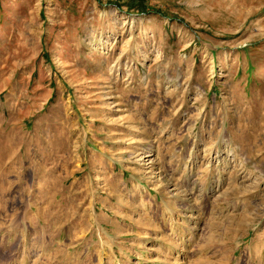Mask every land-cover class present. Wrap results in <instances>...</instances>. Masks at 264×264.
Returning a JSON list of instances; mask_svg holds the SVG:
<instances>
[{
  "label": "rangeland",
  "instance_id": "rangeland-1",
  "mask_svg": "<svg viewBox=\"0 0 264 264\" xmlns=\"http://www.w3.org/2000/svg\"><path fill=\"white\" fill-rule=\"evenodd\" d=\"M0 264H264V0H0Z\"/></svg>",
  "mask_w": 264,
  "mask_h": 264
}]
</instances>
